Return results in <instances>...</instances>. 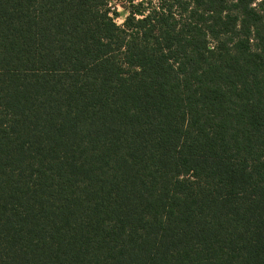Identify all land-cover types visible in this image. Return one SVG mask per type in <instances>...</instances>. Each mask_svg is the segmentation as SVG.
Returning a JSON list of instances; mask_svg holds the SVG:
<instances>
[{
  "label": "trees",
  "instance_id": "16d2710c",
  "mask_svg": "<svg viewBox=\"0 0 264 264\" xmlns=\"http://www.w3.org/2000/svg\"><path fill=\"white\" fill-rule=\"evenodd\" d=\"M0 0V264H264V0Z\"/></svg>",
  "mask_w": 264,
  "mask_h": 264
},
{
  "label": "rangeland",
  "instance_id": "374dc122",
  "mask_svg": "<svg viewBox=\"0 0 264 264\" xmlns=\"http://www.w3.org/2000/svg\"><path fill=\"white\" fill-rule=\"evenodd\" d=\"M140 1L145 2L146 0H110V9H113L116 12V23L120 24L123 21L124 16L128 13L127 9L130 7V3H136Z\"/></svg>",
  "mask_w": 264,
  "mask_h": 264
}]
</instances>
